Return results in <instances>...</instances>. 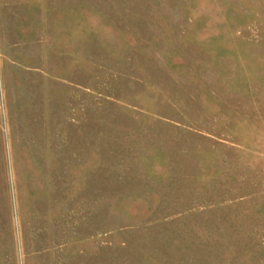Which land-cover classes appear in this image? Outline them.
<instances>
[{
    "label": "rangeland",
    "instance_id": "1",
    "mask_svg": "<svg viewBox=\"0 0 264 264\" xmlns=\"http://www.w3.org/2000/svg\"><path fill=\"white\" fill-rule=\"evenodd\" d=\"M0 264H264V0H0Z\"/></svg>",
    "mask_w": 264,
    "mask_h": 264
}]
</instances>
